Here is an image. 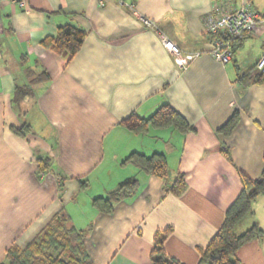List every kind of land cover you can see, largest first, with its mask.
<instances>
[{
  "label": "crops",
  "instance_id": "0c3cea01",
  "mask_svg": "<svg viewBox=\"0 0 264 264\" xmlns=\"http://www.w3.org/2000/svg\"><path fill=\"white\" fill-rule=\"evenodd\" d=\"M214 1L28 0L27 10L0 0V262L10 247H27L66 213L84 231L93 264H153L155 234L168 226L174 230L166 252L199 263L200 249L242 190L243 175L256 179L264 169V84L240 78L259 71L264 27L239 41L231 61L217 60L204 22ZM129 2L195 54L187 67H179ZM229 3L264 14V0ZM65 24L86 32L73 56L43 43ZM19 88L30 92L17 100ZM163 104L192 129L135 133L122 123L133 113L150 117ZM236 112V126L224 133L221 127ZM24 125L26 136L14 131ZM133 152L164 154L168 177L128 161ZM179 175L187 188L177 195L171 187ZM133 177V196L109 212L93 205ZM252 211L236 231L256 226L262 234L237 255L244 264H264V194Z\"/></svg>",
  "mask_w": 264,
  "mask_h": 264
},
{
  "label": "trees",
  "instance_id": "16d2710c",
  "mask_svg": "<svg viewBox=\"0 0 264 264\" xmlns=\"http://www.w3.org/2000/svg\"><path fill=\"white\" fill-rule=\"evenodd\" d=\"M86 32L73 24L59 26L56 36H49L43 40L45 46L51 47L57 54L73 56L81 48ZM243 38L234 42V51L239 48ZM245 83L264 84V70L256 74L240 76ZM30 92V88H19L16 99L20 100ZM238 122L237 112L221 127L229 134ZM122 123L135 133L147 132L151 127H175L181 131H189L192 126L186 118L169 104L161 105L150 117H141L135 113L122 120ZM19 135L26 136L25 125L14 128ZM221 151L230 158L229 151ZM144 171L161 177H168L170 168L167 158L162 153L146 156L133 152L128 158ZM44 167L42 168V170ZM86 182L82 186H86ZM187 188L184 175H179L173 183L172 191L179 195ZM138 190V179L129 178L121 182L107 196L93 199V205L99 210L109 212L114 204L122 199L133 196ZM264 194V169L259 178L252 179L243 175V188L226 211V217L220 229L214 235L207 247L201 248V258L198 264H244L238 257L237 251L245 243L260 237L262 230L253 226L242 233L236 231V225L248 213L253 212L255 199ZM174 227L160 229L154 237V247L151 252L153 264H185L169 255L165 249V241L173 232ZM84 231L71 223L66 213L57 216L27 247L17 245L7 250L6 257L0 264H93L83 241Z\"/></svg>",
  "mask_w": 264,
  "mask_h": 264
},
{
  "label": "built area",
  "instance_id": "2783aa9c",
  "mask_svg": "<svg viewBox=\"0 0 264 264\" xmlns=\"http://www.w3.org/2000/svg\"><path fill=\"white\" fill-rule=\"evenodd\" d=\"M28 8V0H8ZM126 7L135 13L142 23L149 29L159 34L166 49L174 56L176 63L181 68L187 67L195 57L193 53H187L172 40L153 19L137 11L135 2L125 3ZM206 33L209 35V51L217 59L224 63L231 61L234 57L233 44L236 40L243 38L247 33L257 32L264 27V14L257 11L250 4L239 7L231 6L229 0H215L212 10L204 18ZM262 56L257 67L264 70V32Z\"/></svg>",
  "mask_w": 264,
  "mask_h": 264
},
{
  "label": "rangeland",
  "instance_id": "374dc122",
  "mask_svg": "<svg viewBox=\"0 0 264 264\" xmlns=\"http://www.w3.org/2000/svg\"><path fill=\"white\" fill-rule=\"evenodd\" d=\"M85 197V196H84Z\"/></svg>",
  "mask_w": 264,
  "mask_h": 264
}]
</instances>
